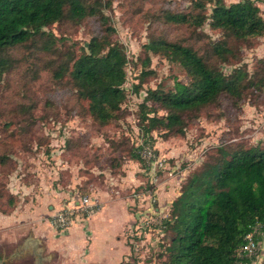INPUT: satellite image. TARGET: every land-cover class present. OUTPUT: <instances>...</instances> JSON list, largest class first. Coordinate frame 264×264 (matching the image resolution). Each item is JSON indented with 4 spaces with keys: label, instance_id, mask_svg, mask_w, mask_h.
Segmentation results:
<instances>
[{
    "label": "rangeland",
    "instance_id": "374dc122",
    "mask_svg": "<svg viewBox=\"0 0 264 264\" xmlns=\"http://www.w3.org/2000/svg\"><path fill=\"white\" fill-rule=\"evenodd\" d=\"M101 1L102 10L113 27L109 37L121 43L126 53L123 82L126 96L117 116L107 123L100 124L91 116L86 108L87 101L78 97L67 75L58 78L54 74L58 64L68 60L73 51H79L78 47L86 44L92 34L103 32L97 18L90 16L75 24L64 21L49 25L61 36L57 41L58 50L52 53L25 44L5 50L10 62L0 76V154L5 153L7 160L0 163V212L14 210L25 196L19 185L31 183L39 185L42 191L47 188L66 191L71 200L88 195L94 203L78 208L75 220L81 221L86 217L85 212L90 214L97 205L103 204L95 195L98 190L117 194L114 192L117 189L123 196L133 194L136 199L130 201L128 210L134 215L142 212V218L149 219L150 227L136 228L134 222L129 230H124L123 235L130 245L125 264H145L149 259L158 264L164 258L166 242L163 241L168 240L162 237L163 220L171 210L170 205L168 212H155L160 183L173 177L177 181L178 195L184 181L197 170L211 146L228 140L250 143L264 140V89H248L237 106L227 98H222L218 104L202 106L195 122L188 125L184 133L167 137L161 129H156L150 141L149 134L141 131L139 121L146 89L156 86L167 89L174 78L187 80L188 77L177 61L153 52L145 43L165 36L191 45L225 73L238 66L251 72L261 67L258 58L264 57V34L242 39L211 27L208 17L198 26L173 23L164 18L167 11L194 10L191 0ZM231 1L236 0H225L226 3ZM253 1L260 6L264 17V0ZM205 11L209 13L210 4ZM218 39H225L230 48L227 60L213 48ZM1 54L4 55L0 51ZM148 149L152 154H148ZM168 150L171 151L166 154ZM134 152L139 159L131 155ZM157 157L162 164H156L153 171L157 179L150 181L148 170L153 164L151 160ZM40 171L45 174L41 180ZM41 181L46 183L45 187L41 186ZM151 191L156 198L148 208L149 197L142 193ZM10 193L15 196L8 201ZM64 199L67 198L63 197V202ZM145 209L147 212L143 211ZM53 214L50 220L56 227ZM115 220L107 217L102 223L91 218L87 221L86 225L96 230L92 240L103 245L105 250L108 242L118 241L113 235ZM91 230L94 232L93 228ZM23 237L2 242L0 255L5 260L3 258L0 264H36L31 251L14 254ZM73 238L78 241L77 234H73ZM258 251L251 264H260L264 242L258 246ZM10 253L13 255L8 257ZM57 259L53 255L47 264H56Z\"/></svg>",
    "mask_w": 264,
    "mask_h": 264
},
{
    "label": "trees",
    "instance_id": "16d2710c",
    "mask_svg": "<svg viewBox=\"0 0 264 264\" xmlns=\"http://www.w3.org/2000/svg\"><path fill=\"white\" fill-rule=\"evenodd\" d=\"M191 3L194 10L167 11L164 18L198 26L208 17L211 27L242 39L264 34V17L253 0ZM207 4L209 13L205 11ZM101 5V0H0V51L4 54L0 55V76L10 62L6 49L25 44L52 53L58 50L61 36L49 25L64 21L75 24L93 16L100 21L103 32L92 34L86 44L78 47L79 51L58 64L54 74L58 78L68 76L98 123L105 124L116 117L126 96V53L121 43L109 37L113 27ZM225 41L213 43L223 60L228 59L226 53L230 51ZM145 46L177 61L188 77L174 78L167 89H146L139 121L141 131L150 138L156 129L167 137L182 134L195 122L202 106L218 104L222 98L237 106L248 89H264V57L258 58L261 67L251 72L238 66L225 73L186 43L160 36ZM131 155L140 158L136 152ZM6 160L7 155L1 153L0 163ZM14 196L10 193L8 201ZM163 224L162 237L168 240L163 241L164 258L158 264H251L256 260L264 233V140H228L211 146L172 200ZM249 232L258 243L252 252L243 250ZM145 264L154 263L149 259ZM260 264H264V256Z\"/></svg>",
    "mask_w": 264,
    "mask_h": 264
},
{
    "label": "crops",
    "instance_id": "0c3cea01",
    "mask_svg": "<svg viewBox=\"0 0 264 264\" xmlns=\"http://www.w3.org/2000/svg\"><path fill=\"white\" fill-rule=\"evenodd\" d=\"M170 151L165 152L169 154ZM38 174L41 175L40 180L45 176L41 171ZM176 182L173 177H168L160 183L157 188L158 201L154 206L155 212H168L173 198L177 195ZM21 186L24 190L22 195L25 196H22L16 208L10 212H0V246L3 245L2 242L16 240L22 235L24 236L23 240L14 254L31 251L35 254L36 264H39V261L41 264H47L53 255L58 257L56 264H125L128 262L130 245L127 244L123 234L124 230L126 228L129 230L136 220L134 212L128 210L130 201L133 202L136 199L133 194L123 196L117 189L114 190L117 194H112L108 190H98L95 195L103 204L97 205L93 212L87 214L84 217L85 222H83L84 219L81 221L74 218L65 226L58 228L53 226L50 216L67 202L68 204L72 203L67 192L49 188L42 191L36 183L19 185V187ZM41 186L45 187L46 183L41 181ZM135 195L137 196V194ZM63 197L67 198V201L64 199L65 202H63ZM107 217L116 218L115 224L117 225L114 226L113 235L118 241L108 242V247L105 250L103 245H98L96 241L92 240L96 232L94 227H92L93 232L92 228L90 229L86 224L90 218L102 223ZM75 224H78L77 227L74 226ZM73 234L78 235V241L75 238L72 239ZM26 240H28V246L22 247L21 245ZM263 242L264 233L260 246ZM80 243L84 245V248ZM95 246L99 247L95 248ZM112 247L117 249L113 251ZM12 255L13 253H10L8 257ZM3 258L0 255V262Z\"/></svg>",
    "mask_w": 264,
    "mask_h": 264
},
{
    "label": "built area",
    "instance_id": "2783aa9c",
    "mask_svg": "<svg viewBox=\"0 0 264 264\" xmlns=\"http://www.w3.org/2000/svg\"><path fill=\"white\" fill-rule=\"evenodd\" d=\"M147 152H148V154H152L151 150H149V149L147 150ZM157 158L158 159L151 160V162H153V164H150V168L148 170L150 181H152L153 179H157L156 178V172L153 171L155 169L156 164L157 163L162 164L160 157H157ZM148 191L149 190H147V192ZM145 194L148 195V197H149L148 208H151L152 207V200H155L156 197L153 195L152 191L150 193H142V195H145ZM137 195H138V197L140 196L139 194H137ZM150 197H151V199H150ZM93 203H94V201L90 200V197L88 195H82L78 199L72 200L71 204H68V202H67L66 204H64L63 207L57 209L55 211V213L53 214L52 219H53L54 225L56 227L65 226L70 221L74 220V218H76L78 208L89 207ZM143 211L147 212L146 209ZM141 214H142V212L140 214H138V212H136L135 216L137 218H136L135 224H134L136 226V228H143L145 226H148V224L150 222L149 219H146L147 217H144V219H143ZM149 227L150 226L145 227V228H149ZM246 237L248 239V242L246 245H244L243 250H245L247 252H252L253 249L255 247H257L258 243H255V241L253 240V236H252L251 232L247 233ZM131 242H133V241L131 240Z\"/></svg>",
    "mask_w": 264,
    "mask_h": 264
},
{
    "label": "water",
    "instance_id": "95a60500",
    "mask_svg": "<svg viewBox=\"0 0 264 264\" xmlns=\"http://www.w3.org/2000/svg\"><path fill=\"white\" fill-rule=\"evenodd\" d=\"M35 240H38V239H35ZM27 242H28V240H26L21 246H22V247H26V246H28V245H27ZM36 262H37V260H36ZM39 264H41L40 261H39Z\"/></svg>",
    "mask_w": 264,
    "mask_h": 264
},
{
    "label": "flooded vegetation",
    "instance_id": "af4514ba",
    "mask_svg": "<svg viewBox=\"0 0 264 264\" xmlns=\"http://www.w3.org/2000/svg\"><path fill=\"white\" fill-rule=\"evenodd\" d=\"M34 257H35V254L33 253ZM40 257V256H39Z\"/></svg>",
    "mask_w": 264,
    "mask_h": 264
}]
</instances>
